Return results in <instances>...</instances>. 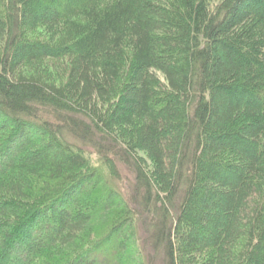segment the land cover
<instances>
[{
    "label": "trees",
    "instance_id": "16d2710c",
    "mask_svg": "<svg viewBox=\"0 0 264 264\" xmlns=\"http://www.w3.org/2000/svg\"><path fill=\"white\" fill-rule=\"evenodd\" d=\"M0 264H264V0H0Z\"/></svg>",
    "mask_w": 264,
    "mask_h": 264
}]
</instances>
